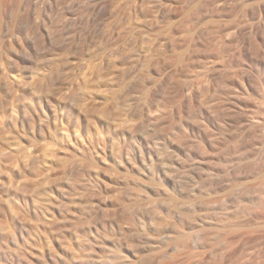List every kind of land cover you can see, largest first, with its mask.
I'll return each instance as SVG.
<instances>
[{"label":"rangeland","instance_id":"1","mask_svg":"<svg viewBox=\"0 0 264 264\" xmlns=\"http://www.w3.org/2000/svg\"><path fill=\"white\" fill-rule=\"evenodd\" d=\"M0 264H264V0H0Z\"/></svg>","mask_w":264,"mask_h":264}]
</instances>
